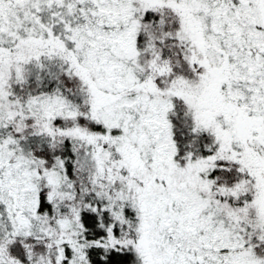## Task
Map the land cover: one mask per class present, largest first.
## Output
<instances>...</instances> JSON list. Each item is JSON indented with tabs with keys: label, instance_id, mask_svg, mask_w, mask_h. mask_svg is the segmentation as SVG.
Instances as JSON below:
<instances>
[{
	"label": "snow or ice",
	"instance_id": "snow-or-ice-1",
	"mask_svg": "<svg viewBox=\"0 0 264 264\" xmlns=\"http://www.w3.org/2000/svg\"><path fill=\"white\" fill-rule=\"evenodd\" d=\"M0 264H264V0H0Z\"/></svg>",
	"mask_w": 264,
	"mask_h": 264
}]
</instances>
